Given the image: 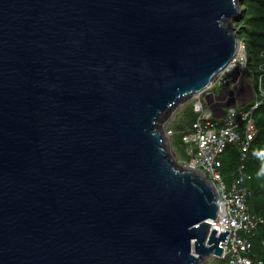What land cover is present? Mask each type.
Segmentation results:
<instances>
[{
  "label": "water",
  "instance_id": "obj_1",
  "mask_svg": "<svg viewBox=\"0 0 264 264\" xmlns=\"http://www.w3.org/2000/svg\"><path fill=\"white\" fill-rule=\"evenodd\" d=\"M242 3L0 0V264L221 258L162 125L237 57Z\"/></svg>",
  "mask_w": 264,
  "mask_h": 264
},
{
  "label": "built area",
  "instance_id": "obj_2",
  "mask_svg": "<svg viewBox=\"0 0 264 264\" xmlns=\"http://www.w3.org/2000/svg\"><path fill=\"white\" fill-rule=\"evenodd\" d=\"M246 72L248 73L247 54L241 43L235 60L207 90L208 92L212 87H219L220 93L217 94L214 90L195 96L196 120L191 134L184 135L182 139L190 156L185 167L202 172L218 193L219 212L217 219L212 222V228L217 231L218 237L225 231L229 232L226 243L222 242L220 245L224 250L219 260L225 264H254L253 239L259 228L264 225L263 219L251 215L249 211L247 200L250 195L248 184L251 177L245 172V168L241 167L229 182L221 173V157L227 145L239 144L245 158L258 134L252 117L261 103L257 100L254 87H251L255 96L251 103L254 104L249 111L239 110L241 106L236 105L234 101L237 97L231 92L238 76L245 75ZM259 94L260 97L263 96L262 89ZM210 108H214L216 115L221 118L216 119ZM173 136V132H170V137ZM209 259L214 260L215 257Z\"/></svg>",
  "mask_w": 264,
  "mask_h": 264
},
{
  "label": "trees",
  "instance_id": "obj_3",
  "mask_svg": "<svg viewBox=\"0 0 264 264\" xmlns=\"http://www.w3.org/2000/svg\"><path fill=\"white\" fill-rule=\"evenodd\" d=\"M242 17L240 22H235L239 34V41L244 45L247 54L248 74L252 79L257 100L261 103L253 114L258 134L251 143L246 157L243 158L242 148L239 144H228L221 157V173L229 182L233 174L241 167L251 177L248 184L250 192L248 208L251 215L264 220V0H243L241 4ZM262 89L263 96L259 91ZM254 103L240 107V111H249ZM196 120L194 108H189L186 119H182L175 127L179 144L185 148L184 135L191 134ZM174 144V143H173ZM175 146V144H174ZM254 264H264V225L253 239Z\"/></svg>",
  "mask_w": 264,
  "mask_h": 264
},
{
  "label": "rangeland",
  "instance_id": "obj_4",
  "mask_svg": "<svg viewBox=\"0 0 264 264\" xmlns=\"http://www.w3.org/2000/svg\"><path fill=\"white\" fill-rule=\"evenodd\" d=\"M241 49H243V47ZM246 73L245 75L238 76L237 83L235 87H233V89L231 90V92L234 93L235 96L237 97L234 102L239 107L250 104L255 98L253 89L251 91V87L252 86L254 87L252 79L250 77V74L248 73L246 74ZM220 75H218L216 79H219ZM214 90L217 92V94H219L221 91L219 87H216V89L212 87L208 92L211 93ZM195 102H196V97H193L190 100H188L185 104L180 105L170 115V117L167 118V121L164 123V125H162L166 136V144L168 147L172 148V150L170 151V157L173 158L174 161L181 167H185L186 165L185 163L190 160L189 152L187 148H185L182 144L181 145L179 144L178 137L175 136L170 137V132H173V134L176 135L175 132L176 125L179 123L180 120L186 119V114L188 109L194 108ZM173 143L175 144V146ZM205 261H206L205 264H225L223 261L217 259L212 260L208 258Z\"/></svg>",
  "mask_w": 264,
  "mask_h": 264
},
{
  "label": "bare ground",
  "instance_id": "obj_5",
  "mask_svg": "<svg viewBox=\"0 0 264 264\" xmlns=\"http://www.w3.org/2000/svg\"><path fill=\"white\" fill-rule=\"evenodd\" d=\"M207 92V91H206ZM203 94V93H202Z\"/></svg>",
  "mask_w": 264,
  "mask_h": 264
},
{
  "label": "crops",
  "instance_id": "obj_6",
  "mask_svg": "<svg viewBox=\"0 0 264 264\" xmlns=\"http://www.w3.org/2000/svg\"><path fill=\"white\" fill-rule=\"evenodd\" d=\"M242 107V106H241Z\"/></svg>",
  "mask_w": 264,
  "mask_h": 264
}]
</instances>
